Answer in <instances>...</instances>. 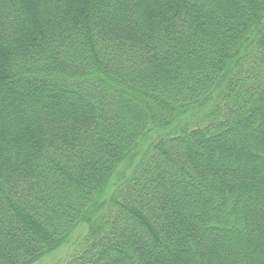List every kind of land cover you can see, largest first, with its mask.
<instances>
[{"label": "trees", "instance_id": "16d2710c", "mask_svg": "<svg viewBox=\"0 0 264 264\" xmlns=\"http://www.w3.org/2000/svg\"><path fill=\"white\" fill-rule=\"evenodd\" d=\"M264 264V0H0V264Z\"/></svg>", "mask_w": 264, "mask_h": 264}, {"label": "rangeland", "instance_id": "374dc122", "mask_svg": "<svg viewBox=\"0 0 264 264\" xmlns=\"http://www.w3.org/2000/svg\"><path fill=\"white\" fill-rule=\"evenodd\" d=\"M86 232L87 226L85 224L79 225L67 242L33 264H63L71 254L81 250Z\"/></svg>", "mask_w": 264, "mask_h": 264}]
</instances>
